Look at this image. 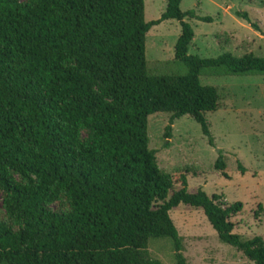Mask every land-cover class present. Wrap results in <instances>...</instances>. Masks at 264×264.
Listing matches in <instances>:
<instances>
[{"label": "trees", "instance_id": "obj_1", "mask_svg": "<svg viewBox=\"0 0 264 264\" xmlns=\"http://www.w3.org/2000/svg\"><path fill=\"white\" fill-rule=\"evenodd\" d=\"M180 2L166 0L145 22L143 0H0V264H161L149 256L152 239L169 241L174 264H184L168 215L179 204L201 210L220 243L264 264V240L232 232L241 203L188 192L185 176L159 170L148 148L156 113L169 114L164 136L187 116L213 146L204 115L218 95L200 84L202 71L264 74V54H187L193 32L182 20L194 15ZM165 20L179 23L173 59L184 75L145 68L144 36ZM213 168L226 178L221 153ZM61 197L67 210L50 211Z\"/></svg>", "mask_w": 264, "mask_h": 264}, {"label": "rangeland", "instance_id": "obj_2", "mask_svg": "<svg viewBox=\"0 0 264 264\" xmlns=\"http://www.w3.org/2000/svg\"><path fill=\"white\" fill-rule=\"evenodd\" d=\"M24 2L25 0H20ZM263 0H181V12H193L183 22L193 32L187 54L215 58L229 53L240 57L264 54ZM166 0H143V19L159 18ZM236 13H245L247 21ZM209 17L206 22L199 20ZM180 33L179 23L165 20L150 27L144 36L145 68L152 75H184V65L173 59V47ZM201 85L213 86L218 108L204 115L213 146L201 135L199 126L189 117L172 121L169 136H164L169 114L147 117L148 148L154 152L159 170L184 175L187 191L201 189L208 197L220 195L222 202L241 203V210L229 221L232 232L242 238L264 240V74L232 75L223 70H205ZM87 132L81 130L84 140ZM222 154L226 178L214 170L213 163ZM242 170H239V168ZM178 189V185L173 190ZM0 190V221H7ZM68 208L64 198L50 204L53 212ZM181 240L184 264H253L240 252L218 241L201 210L182 204L168 212ZM13 229L14 226L10 225ZM148 253L161 264H174L173 251L166 239H152Z\"/></svg>", "mask_w": 264, "mask_h": 264}]
</instances>
